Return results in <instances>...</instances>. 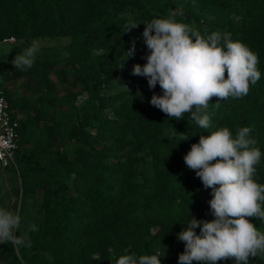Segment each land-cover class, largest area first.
Listing matches in <instances>:
<instances>
[{
	"label": "trees",
	"instance_id": "trees-1",
	"mask_svg": "<svg viewBox=\"0 0 264 264\" xmlns=\"http://www.w3.org/2000/svg\"><path fill=\"white\" fill-rule=\"evenodd\" d=\"M154 18L188 24L204 38L231 33L258 56L259 81L246 96L219 101V108L213 99L207 130L187 113L169 119L149 103L153 92L162 95L159 85L150 90L144 77L131 74L134 64L146 63L142 32ZM130 22L139 24L125 32ZM8 36L28 44L67 37L65 67L54 75L74 91L55 92L47 78L53 59L24 71L13 67L8 75L0 68L2 79L33 76L39 91L33 99L13 98L0 80L18 120L15 167L3 171L9 194L20 199L17 212L41 163L51 167L54 160L66 178L52 186L45 181L42 218L26 233L31 247L0 244V264H116L130 254H159L161 264H178L184 244L176 234L191 215L213 219L211 189L183 157L201 135L222 127L233 137L241 127L252 129L262 153L254 179L264 184V0H0V40ZM133 41L135 53L124 60ZM249 219L264 232V222ZM248 264H264V255Z\"/></svg>",
	"mask_w": 264,
	"mask_h": 264
},
{
	"label": "clouds",
	"instance_id": "clouds-1",
	"mask_svg": "<svg viewBox=\"0 0 264 264\" xmlns=\"http://www.w3.org/2000/svg\"><path fill=\"white\" fill-rule=\"evenodd\" d=\"M138 24H126L125 32ZM142 38L149 50L142 57L146 63L134 64L131 74L144 77L150 90L159 85L162 95L153 92L149 103L169 119L179 121L187 113L207 130L211 127L207 109L213 98L217 108L219 101L242 98L261 77L257 54L240 41H233L231 33L215 31L204 38L188 24L154 18L144 24ZM39 50V41L33 40L15 55L14 68L30 69ZM134 53L135 41L124 60ZM251 131L250 127H241L233 137L229 128H219L201 135L184 155L186 167L195 171L205 189H211L208 204L213 219L198 220L191 215L186 227L176 234L184 244L178 264H217L224 260L248 264L250 258L264 255V232L249 219L264 222V184L254 179L262 153L254 147ZM188 139L183 137L181 141ZM20 227L19 213L0 207V244L11 243L17 250L31 247L27 234H18ZM28 230L34 232L37 227L30 224ZM161 257L122 255L116 264H161Z\"/></svg>",
	"mask_w": 264,
	"mask_h": 264
},
{
	"label": "rangeland",
	"instance_id": "rangeland-1",
	"mask_svg": "<svg viewBox=\"0 0 264 264\" xmlns=\"http://www.w3.org/2000/svg\"><path fill=\"white\" fill-rule=\"evenodd\" d=\"M40 43V50L36 54L35 61H41L45 58L55 60V63L49 68L47 78L53 81L55 85V92L57 94H66L71 90L66 83H59L56 80L54 71L60 67H65V57L67 37H38L35 39ZM31 44V43H30ZM28 43L21 41H14L10 43H0V68L4 69V74L8 75L10 70L14 67L12 60L18 53H21L24 49L30 46ZM1 75V71H0ZM1 85L8 91L13 98H21L27 96L28 99H33L39 91L35 90V78L33 76H22L18 79H2ZM51 95L53 92L50 93ZM215 99V98H213ZM69 112V108L65 110ZM59 142L63 144L62 137ZM18 154H22L20 151ZM27 158L28 154H24ZM51 167H47L43 163L40 164L38 170L31 174L27 185L31 189L32 194L22 199L21 209L19 215L21 216V227L19 235H24L28 232V226L30 224L37 225L42 218V208L44 205V185L45 181H48L49 185H53L55 180H63L66 178L61 176L58 172V168L54 163V160L50 162ZM6 172L0 171V207L17 212V207L20 203V199L14 197L8 192V184L6 182ZM108 264H115L111 259Z\"/></svg>",
	"mask_w": 264,
	"mask_h": 264
},
{
	"label": "built area",
	"instance_id": "built-area-1",
	"mask_svg": "<svg viewBox=\"0 0 264 264\" xmlns=\"http://www.w3.org/2000/svg\"><path fill=\"white\" fill-rule=\"evenodd\" d=\"M13 36L3 37L0 43L14 42ZM18 120L10 111L3 92L0 89V171L10 165L15 167V155L18 150Z\"/></svg>",
	"mask_w": 264,
	"mask_h": 264
}]
</instances>
